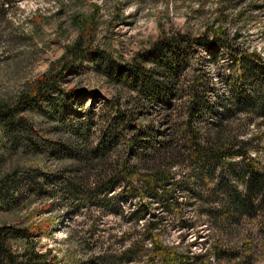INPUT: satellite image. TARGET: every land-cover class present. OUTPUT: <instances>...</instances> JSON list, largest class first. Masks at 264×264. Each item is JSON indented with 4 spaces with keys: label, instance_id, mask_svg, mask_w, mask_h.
I'll return each mask as SVG.
<instances>
[{
    "label": "rangeland",
    "instance_id": "1",
    "mask_svg": "<svg viewBox=\"0 0 264 264\" xmlns=\"http://www.w3.org/2000/svg\"><path fill=\"white\" fill-rule=\"evenodd\" d=\"M221 14L228 15L225 22ZM217 26H223L233 49L255 53L264 64V0H0V102H13L36 79L57 69L66 48L81 35L91 49L128 70L161 35L195 38ZM93 56L69 67L60 82V134L52 131L51 112L48 117L36 110L23 113L51 142L45 154L12 150L0 125V226L26 229L36 252H49L57 264H108L133 245L141 254L119 264H146L151 243L143 232L149 222L155 223L150 234L187 257L182 264H264V202L255 198L257 205L243 213L225 205V194L233 190L246 195L249 177L242 174L243 165L264 177V116L235 105L243 95L264 101V66L235 64L219 43L210 50L175 46L168 62L181 75L204 72L210 79L206 88L211 114L198 120L201 134L213 135L207 125L221 121L220 134L231 156L207 172L200 166L173 167L169 178L178 184L170 183L167 192L154 197L122 195L119 187L98 192L100 181L90 176L86 190L95 197L81 195L75 187L76 194L67 199L58 195L52 179L69 177L71 162L58 158L69 148L68 130L84 128L90 149L104 137L111 142L116 134L126 136L111 120L117 108L125 112L138 98L127 84L111 81L107 74L112 69ZM180 83L169 104L174 125L184 122L189 104V82ZM66 93L71 94L68 102ZM157 118L150 107L141 114L138 129L160 130ZM148 137L149 145L158 141ZM43 176L51 178L48 184ZM9 243L17 254L23 252L24 240ZM219 250L234 255H213ZM154 264L163 263L156 259Z\"/></svg>",
    "mask_w": 264,
    "mask_h": 264
},
{
    "label": "trees",
    "instance_id": "2",
    "mask_svg": "<svg viewBox=\"0 0 264 264\" xmlns=\"http://www.w3.org/2000/svg\"><path fill=\"white\" fill-rule=\"evenodd\" d=\"M221 15V21L225 22L228 15ZM83 37L82 35L77 37L73 44L66 48L65 54L58 61L57 69L53 68L36 79L30 89L20 93L13 102H0V125L11 149L21 147L29 153L39 155L45 154L46 150L52 147L51 142L46 140L40 131L23 117V113L36 110L48 117L51 112L54 115V120L51 122L55 125L52 131L55 135L60 134L64 129V121L58 118L59 106L56 93L58 95L60 92V82L64 78L65 71L77 61L85 56L94 55L95 62L99 65L105 63L112 69V72L107 74L111 81L127 84L137 92L138 98L134 101L132 108L125 112H120L117 108L116 119L111 120L112 125L128 132L126 136L116 134L111 142L104 137L97 148L90 149L84 128L68 130L71 140L69 148L61 150L58 158H67L71 162L67 168V171H70L68 172L69 177L52 179L60 197L71 199L76 194L75 187H79L81 195L93 199L94 194L86 190L90 176L100 181L99 188L96 190L98 192H107L110 188L119 187L121 188L119 193L122 195L154 197L158 192L163 194L167 192L170 183H177L169 178L170 169L173 167L200 166L203 171L207 172L211 165L220 164L222 158L228 159L231 156V150L224 145L223 136L220 134L221 121L214 119L213 124L207 125L214 130L213 135L201 134V128L198 125V120L211 114L206 88L210 84V79L205 77L204 72H202L203 75L199 72L189 77L185 74L181 75L179 69L168 62L167 56L175 46L181 43L193 47L199 45L208 50L219 43L235 64L249 67L251 63L256 62L263 67L264 64L259 55L248 54L246 51L233 49L230 46L228 34L223 26L208 27L204 33L195 38L178 33L169 36L161 35L146 52L147 54L140 56L139 62L135 61L128 65V70L116 64L111 57L99 50L91 49ZM146 65H149V68ZM260 76H264L263 71ZM182 80L189 82L187 117L182 124L178 122L174 125L170 122L169 112L172 105L169 104L173 94L180 91ZM70 95L69 93L63 94V98L68 102ZM237 99L239 101L235 105L239 108L248 109L261 117L264 116V101L260 99H257V102L253 101L248 95ZM152 106L157 113L160 130L140 131L138 129L139 118ZM148 135L158 141L147 144ZM119 138L121 139L120 144H118ZM113 143L114 147L111 148ZM241 172L242 174L247 173L249 177L246 184V195H241L234 190L225 194L227 198L225 205L239 213L252 210L257 205L255 201L257 197L260 198L261 203L264 202V177L250 168L249 164L243 165ZM42 179L45 184L51 180L46 176ZM154 227L155 223L149 222L143 232L144 237L149 235L151 243L146 251V264H154L156 259L163 264L185 262L187 257L178 256L173 247L164 246L158 237L150 234ZM18 239L25 241V247L20 255L13 251L9 243ZM132 248L121 257L108 259L107 263L119 264L129 259V256L141 254L136 245ZM226 253L229 256L234 255L233 252L225 250L214 252L213 255L219 257ZM48 254L49 252L45 254L36 252L26 229L8 225L0 226V264H57L55 258H49ZM206 254H203V257Z\"/></svg>",
    "mask_w": 264,
    "mask_h": 264
}]
</instances>
